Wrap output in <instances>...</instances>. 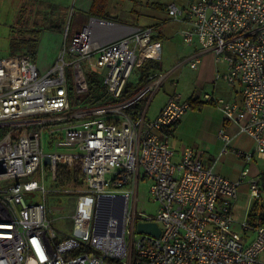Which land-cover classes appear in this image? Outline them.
I'll return each mask as SVG.
<instances>
[{"label": "built area", "instance_id": "1", "mask_svg": "<svg viewBox=\"0 0 264 264\" xmlns=\"http://www.w3.org/2000/svg\"><path fill=\"white\" fill-rule=\"evenodd\" d=\"M166 9L170 18L189 24L181 31L185 43L196 39L226 63L216 80L241 84L240 102L209 92L201 97L221 105L239 131L253 138L254 151L238 149L237 155L264 158V0L171 2ZM98 21L90 17L69 46L67 26L64 47L46 71L26 53L0 58V128L8 127L0 131V264H264V223L241 221L244 239L232 229L250 168L232 180L190 147L176 160L173 127L190 102L175 93L153 119H135L127 111L165 74L117 102L134 67L161 58L162 40L147 26L101 42ZM194 58L195 68L200 59ZM86 67L106 69L104 84L114 100L73 111L72 89L77 96L90 89ZM219 137L224 144L217 158L233 138L223 129ZM60 166L80 177L60 181ZM47 171L65 191L78 192L67 231L48 216ZM139 179L151 181L150 195L159 206L154 214L137 212ZM247 181L251 195L259 196L258 174ZM33 192L42 200L33 201ZM140 221H156L160 234L137 231Z\"/></svg>", "mask_w": 264, "mask_h": 264}, {"label": "rangeland", "instance_id": "2", "mask_svg": "<svg viewBox=\"0 0 264 264\" xmlns=\"http://www.w3.org/2000/svg\"><path fill=\"white\" fill-rule=\"evenodd\" d=\"M114 3L110 8L109 13H100L97 18L117 22L120 20H127L129 17H132L133 12L131 11L135 5L140 6L141 8H146L147 1L150 3L158 4L156 9L162 13V17L167 20L169 25V29L171 31L168 40L164 42L163 46V55L162 59L155 60L156 66L161 68L162 74H165V71H168L170 68H173L179 61L177 56L180 53L187 52L186 44L183 40L181 31L184 28L180 23H184L181 20H175L170 18L167 13V5L171 2H176L180 6H185L191 1L194 0H113ZM141 12H144L142 10ZM89 15L83 13L78 6L75 4V0H0V58L8 57L9 55H14L17 53H21L25 47L23 45H19L15 42V39L18 38L21 33V28L24 27H33L36 29H42L40 34V48L38 45V60L43 61L45 54L51 55L53 53V48L56 44V39L60 38V50L64 47V33L69 26V33L67 38V44L69 46L73 35L78 26H81L84 23H87ZM168 18V19H167ZM62 21V34H58L57 31L49 28L53 23ZM88 20V21H87ZM140 23H143V19L139 20ZM180 25L182 27L180 28ZM186 27V26H185ZM60 33V32H59ZM188 56V54H186ZM56 55L54 58L56 59ZM54 59V60H55ZM38 62V61H36ZM55 62V61H54ZM52 62V63H54ZM160 63V66H159ZM39 65V62L37 63ZM52 66V65H51ZM50 66V67H51ZM148 66L145 64L144 67ZM40 68V66H39ZM41 70V69H40ZM44 71V70H42ZM143 67L142 65H136L129 77V81L136 83L139 77L142 76ZM67 72L69 76V81L71 87H73V82L71 81V66H67ZM86 72L90 73L92 80L96 81L94 84H91V95L87 92L78 94L80 102L75 104V96L77 94L72 89L71 91V103L72 105H76V108L73 111H77L82 108H86L84 104L94 101L92 105L100 106L106 103L108 100H114V97L107 93L106 87L104 84V73L99 70H94L86 67ZM186 75L185 77H187ZM171 80L168 77L165 81L164 86H160L155 97L152 98L150 102V98L154 93V90L149 94V99L145 103L146 107L150 102V107L148 109V116H151L155 109L161 104L162 100L167 96V91L171 88L174 78L176 79L177 74L172 76ZM185 77H180L179 85L177 86V90H182V88L186 87ZM204 93V92H203ZM210 93V92H209ZM87 97V98H86ZM86 98V99H85ZM122 98L117 99V102L121 101ZM112 103H114L112 101ZM193 115L196 118L204 117L208 115V112H199L192 108L188 109L186 113L183 115ZM183 123V122H182ZM182 123L181 133L175 134L173 136L172 132V143L178 146L180 143H183L186 146H191L197 153H201L200 150H204V145L207 146L208 140L203 136L202 133L205 132V129L201 130V133H194L191 130L187 129V125H194L195 122L190 123ZM199 124V123H198ZM176 126L173 127V131ZM8 127L0 128V131L7 130ZM197 134L204 137L202 140L197 139ZM182 135V136H181ZM186 137V139H185ZM204 144V145H203ZM194 146V147H193ZM198 146V149L195 148ZM174 148V146H173ZM234 153L229 156H224L220 162V165H224L231 170V172H238L243 167L251 169V172L254 171L253 174H258V177L261 179L259 188L261 189V194L259 196L251 195V188L247 182V178H244L242 185L239 188V198L237 200L234 212V225L232 227L235 234L243 238V230L240 228V222L248 219V213L253 208H256L257 213H262L264 211V158L260 156H255L253 160L246 163L243 158H239L238 160L234 159ZM218 166V167H219ZM234 174V173H233ZM252 173H250L251 175ZM45 182L47 188L50 190L45 195L46 206L48 210V216L53 219L55 226L61 230H69L71 227V221L69 219V215L71 214L72 201L77 195V191H65L60 184L54 180L53 173L51 171H47L45 174ZM150 185L151 181L149 179H139L138 181V198H137V212L142 213L144 215L154 214L158 210V203L154 202L150 195ZM33 197V201L42 200V196L39 192L30 193ZM28 198V196H27ZM130 210H132V205L130 203ZM130 236V226L128 223L126 237L129 240Z\"/></svg>", "mask_w": 264, "mask_h": 264}, {"label": "crops", "instance_id": "3", "mask_svg": "<svg viewBox=\"0 0 264 264\" xmlns=\"http://www.w3.org/2000/svg\"><path fill=\"white\" fill-rule=\"evenodd\" d=\"M95 1L96 0H75V4L78 6V8L86 15H89L88 20L90 17H98L97 13L98 14L104 12L109 13L110 8L114 3L113 0H105L103 7H99L96 10L94 9L93 11L92 6L95 3ZM157 5L158 4H155L153 2L150 3V1H147L145 9L141 8L138 5H135V7L132 8L131 10L133 12L132 17H129L127 20L124 21L118 19L117 22H112V21L100 19V21H98V23L95 26L96 38L101 42H108L131 33L133 29L137 27L152 26L155 29L154 37H156V39L162 40L164 46V42L168 40V37L171 34V31L169 29L170 23H168L167 20H164L165 18L162 17V13L156 9ZM142 10H144V12H141ZM141 18L144 21L143 23L139 22ZM62 21L63 20H61V22L59 23H62ZM180 23L183 25V27L189 26V24L186 22L184 23L180 22ZM85 24L86 23L82 24L81 26H78L75 32L82 29V27ZM182 25H180V28L182 27ZM49 28H51V26H49ZM62 31L60 33L57 31V33L62 34ZM186 44H188V46L186 47L187 52L180 53L179 56H177L179 59H182V61H179L176 65L173 66V68H170L168 71L164 72L165 77L159 86H157L156 88L149 89L142 95L141 98L145 99L142 116L145 119H153L157 117L160 111L168 102L169 98L175 93L181 94L182 100H188V101L192 100V106L190 108L199 112L206 111L208 112V115L197 118L198 122L196 121V118L193 115L183 116L180 119V121L175 125L176 127L173 131V136L175 134L178 135L181 133L182 126L180 127V124L182 122L183 123L186 122L187 124L190 122H195V124L192 126L187 125V129L193 131L194 133H201V130L205 129V132L202 134L208 140L207 146L203 144L204 150H200L201 153L199 152L197 153V151L194 150L191 146L184 145L183 143L185 142L180 143L178 146L171 143L172 147L174 146L173 149L175 151V159L176 160L180 159V155L184 150V148L190 147L195 151L196 155L205 162L206 165L214 164V169L217 172L223 174L224 176L232 180L239 179L242 171L244 170V167L240 171L235 173V172H231V170L227 168L225 164L219 166V162L224 156L226 155L229 156L232 155L233 153L235 155L234 156L235 160H238L239 158H243L246 161L244 157H240L239 155H237L236 151L238 149H241L243 151H254V146H255L254 140L247 133L239 131L238 123L234 119L226 117V115L224 114L221 108V105L214 103L212 101H207L203 99L201 95L203 94V92H210L213 93L215 96L223 98L226 102H230V103L240 102L241 84L239 82H235L231 84L222 78L216 80L215 76L217 72L226 71L227 69L226 63L218 61L215 52L212 49H202V47L200 46V44L196 39L192 43L190 44L186 43ZM59 46H60V38L56 39V44L53 48L54 54L51 55L45 54L43 61L38 60V54H37L38 51H37L36 56L33 59L35 60V62L36 61L39 62V65L38 64L37 65L38 67L40 66L39 69H41V71L42 70L46 71L53 64L52 62L56 61L57 57L55 59L54 55H56L57 53L58 56V53L60 51ZM39 48H40V42H39ZM186 54H188V56ZM162 55H163V50H162ZM162 55L161 58L158 60L162 59ZM197 56L200 59L197 67L195 68L191 67L190 63L192 59H195L194 57ZM154 71L156 73L163 72L162 66L161 68L158 67V69ZM175 74H177V77L176 79L174 78L173 80L172 89L170 88L167 91V96L162 100L161 104L157 107V109H155V112L151 116H148V109L150 107V102L152 101V98L156 96L159 87L161 85L164 86L165 81L168 77H170L172 80L173 79L172 76ZM186 75L188 76L185 77ZM180 77H185L186 87L178 91L177 86L179 85ZM150 83L139 88V90H137V92L134 95L141 93L144 90V88ZM152 90H154V93L150 98V102L148 106L146 107L145 103L148 101L149 94L152 92ZM221 129L231 134L233 138L229 143V151L222 154L220 158H217L219 151L221 150L224 144V141L219 137V131ZM204 137L197 134L196 138L201 140L203 143L204 140L202 139ZM195 148L198 149V146H195ZM253 158L251 160H253ZM247 162L249 161H246V163ZM250 173H252L251 175H255L253 174L255 172L254 171L251 172L250 169L249 174L246 176L247 180L251 176Z\"/></svg>", "mask_w": 264, "mask_h": 264}, {"label": "trees", "instance_id": "4", "mask_svg": "<svg viewBox=\"0 0 264 264\" xmlns=\"http://www.w3.org/2000/svg\"><path fill=\"white\" fill-rule=\"evenodd\" d=\"M104 3H105V0H96L92 6V10L94 11V9L96 10L99 7H103ZM51 28L55 31L61 32L62 31V23H58V22L53 23L51 25ZM21 30H22L21 31L22 34L18 38L15 39V42L17 44L23 45V47H25L21 53L29 54L30 56L35 58L36 53H37V48H38V45L40 42V34H41L42 29L41 28L36 29L33 27H24V28H21ZM154 38H156V37H154ZM154 62H155L154 60L149 59V60H146L142 64V67H143L142 76L139 77V79L137 80L136 83H132L130 81H127V83L123 89L122 95H121L122 99H127V98L132 97L137 92V90H139V88L150 83L157 76L158 72L156 73L154 70L158 69V66H156V64ZM145 64H148V66L144 67ZM86 74H87V78L89 80V86H90L88 93L91 95L92 94L91 93V84H94L96 81L92 80L89 72L88 73L86 72ZM144 101H145V99L140 98L137 101H135L133 104H131V106H129L127 108V111L135 119H139L142 116V112L144 109ZM79 102H80L79 97L75 96V104H77ZM189 102H190V107H191L192 106V100ZM93 103H95V100L94 101L92 100V101H90L84 105H90ZM58 171L60 174V181H63V180L71 181L75 174H76L75 176L80 177L79 171H77V172L71 171L70 169H68L64 166H60ZM248 218L251 221V223H253L255 225L262 224V223H264V211L262 213H257L256 208H253L252 210L249 211Z\"/></svg>", "mask_w": 264, "mask_h": 264}, {"label": "water", "instance_id": "5", "mask_svg": "<svg viewBox=\"0 0 264 264\" xmlns=\"http://www.w3.org/2000/svg\"><path fill=\"white\" fill-rule=\"evenodd\" d=\"M106 72V69L103 73ZM137 231L151 233L158 236L161 232V228L156 221H140L137 223Z\"/></svg>", "mask_w": 264, "mask_h": 264}]
</instances>
